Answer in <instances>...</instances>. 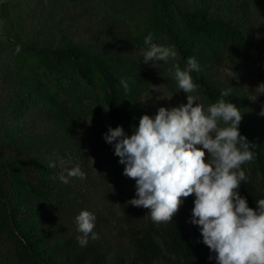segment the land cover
<instances>
[{"label": "trees", "instance_id": "16d2710c", "mask_svg": "<svg viewBox=\"0 0 264 264\" xmlns=\"http://www.w3.org/2000/svg\"><path fill=\"white\" fill-rule=\"evenodd\" d=\"M99 2L106 14L134 22L121 29L124 37L106 28L76 34L65 25L68 18L59 8L35 16L38 27L30 30L28 41L7 32L0 36L20 51L7 60L8 90L0 98L5 105L0 107V235L16 244L12 259L0 264H216L209 259L214 254L203 243L199 227L191 223L194 195L184 200L172 221L160 224L126 198H96L101 192L93 187L96 182L86 165L80 112L96 96L107 132L123 127L130 136L147 114L141 102L153 90L152 80L176 88L164 69L156 65L152 70L130 44L148 48L145 38L151 34L152 44L174 47L179 61L173 65L181 69L194 57L200 71L191 75L206 107L231 89L224 99L241 112L240 132L253 144L255 157L242 167L247 180L238 192L255 209L264 199V116L248 89L219 69L234 59L236 49L248 55L264 51L260 7L252 0ZM6 7L2 5L3 18L8 16ZM7 47L2 45L0 54ZM121 79L127 80V91ZM60 92L68 97L62 99ZM71 157L85 163L81 170L92 191L79 178L60 181L66 168H75ZM57 158L66 164L61 166ZM51 161L57 166L49 167ZM84 210L96 216L93 231L99 238L89 237L81 247L76 217Z\"/></svg>", "mask_w": 264, "mask_h": 264}, {"label": "clouds", "instance_id": "9594fccd", "mask_svg": "<svg viewBox=\"0 0 264 264\" xmlns=\"http://www.w3.org/2000/svg\"><path fill=\"white\" fill-rule=\"evenodd\" d=\"M152 35L145 38L150 45L142 51L143 63L156 67L159 62L175 59L174 47L152 44ZM19 50V49H17ZM178 88L187 94V103L171 109L160 107L155 117L147 114L139 120L133 134L123 127H109L104 134L114 154L125 165L124 175L136 182V198L128 204L148 209L147 217L157 224L173 220L181 204L195 196L191 223L199 227L203 243L210 249L216 264H264V199L256 208L248 206L238 189L246 181L242 165L251 163L253 144L240 132L242 115L232 103L226 102L231 89L223 90L221 98L207 109L191 95L197 90L192 72L200 67L194 57L186 68L174 65ZM171 72V69H170ZM120 84L128 90L127 80ZM155 88V87H154ZM255 92L264 95V83ZM259 115L264 116V110ZM61 166L66 162L57 158ZM49 167H56L51 161ZM59 177L68 184L72 178L86 179L79 168L65 169ZM96 216L81 211L76 217V237L81 247L99 236L93 230Z\"/></svg>", "mask_w": 264, "mask_h": 264}, {"label": "rangeland", "instance_id": "374dc122", "mask_svg": "<svg viewBox=\"0 0 264 264\" xmlns=\"http://www.w3.org/2000/svg\"><path fill=\"white\" fill-rule=\"evenodd\" d=\"M0 0V36L4 33H10L11 36L16 34L17 38L20 37L22 41H28L31 37V32L36 31L38 25L34 22L35 16L39 13H44L45 16L50 15L51 10L61 9L64 16L68 18L65 25L76 34H84L92 31L97 32L100 29L106 28L111 29L112 33L115 34L119 32L120 37H124L121 29L128 25L132 26L134 22L127 19L124 16H114L112 12L107 11L106 7L100 5L99 0ZM255 6L260 7L261 12L260 19L262 24H260L259 37L264 39V0H252ZM60 3V4H59ZM2 5H6L8 16L6 18L2 17ZM117 9H121L118 7ZM43 10V11H42ZM42 12V13H41ZM64 12H68L65 14ZM58 16L57 21L62 16ZM116 18V21L114 18ZM124 21L126 24L119 25L117 20ZM39 23V22H38ZM41 23V22H40ZM129 29V27H127ZM40 30V28H39ZM8 37V36H7ZM5 41V43H4ZM158 46H164L163 43H154ZM7 46L0 54V98L7 94V71L8 67L5 66L8 63V58L13 55H17L20 51L17 50L19 47H15L10 44L6 38L0 37V48L1 46ZM131 47L137 49L142 54V51L148 48H142L133 43L130 44ZM234 59H229L227 62L220 67L219 71L225 78H232L234 81L241 82L254 97L256 101L257 108L264 110V95L255 92V89L264 83V51L259 50L252 55L246 54L241 49H236L234 51ZM179 61L178 55L175 59H169L167 63L159 62L157 66L164 69L167 72L168 82L176 85L175 90L171 89L168 83H159L155 79L152 80L151 88L153 90L148 91L141 102L146 108L147 115L155 117L160 107H165L168 109L179 107L181 104L187 103V94L183 93L176 83L174 77V65L173 62ZM5 63V64H4ZM150 66V65H149ZM12 67V66H11ZM186 67H183L185 69ZM154 67H152V70ZM171 69V72H170ZM235 69L238 70L235 72ZM155 87V88H154ZM61 98L66 99L68 95L64 92H60ZM191 95L198 96L199 99L197 103L202 104L205 109H207L204 102L201 100L198 91L196 90ZM89 104L88 108L81 109L80 112V133L86 144V160L87 168L89 173H91V178L96 182L93 183V187H97V190L101 192V195L96 193V198L105 200H110L115 202L118 198H126L130 201L136 198V182L133 179L126 177L124 173L125 165L121 164L120 157L114 154V146L108 144L104 139V134L107 132L105 126V119L101 116L99 111V102L95 99ZM4 101L0 100V107L4 108ZM32 115V113L27 114ZM3 134L0 135L2 137ZM70 163L83 169L85 164L80 159L70 158ZM245 167V165H242ZM83 183L87 184L86 187L91 189L92 184L86 183L87 181L83 179ZM95 197V196H94ZM101 201V200H100ZM139 213L148 215L149 210L143 208H137ZM16 244L14 241L0 235V261L2 263L8 262L15 254Z\"/></svg>", "mask_w": 264, "mask_h": 264}]
</instances>
